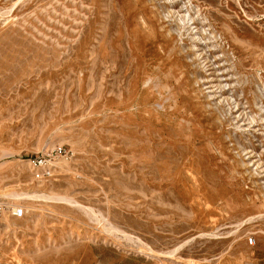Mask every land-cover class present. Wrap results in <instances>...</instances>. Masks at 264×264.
<instances>
[{"label":"rangeland","instance_id":"rangeland-1","mask_svg":"<svg viewBox=\"0 0 264 264\" xmlns=\"http://www.w3.org/2000/svg\"><path fill=\"white\" fill-rule=\"evenodd\" d=\"M0 205V264H264V0H0Z\"/></svg>","mask_w":264,"mask_h":264},{"label":"built area","instance_id":"built-area-1","mask_svg":"<svg viewBox=\"0 0 264 264\" xmlns=\"http://www.w3.org/2000/svg\"><path fill=\"white\" fill-rule=\"evenodd\" d=\"M58 155L59 154H63L65 156H67L68 151H65L64 149H59L58 151ZM2 206L0 205V213L2 212ZM24 214V209L22 207H16V209L13 210V215L16 217H21ZM249 243L252 244L253 240L249 239Z\"/></svg>","mask_w":264,"mask_h":264},{"label":"bare ground","instance_id":"bare-ground-1","mask_svg":"<svg viewBox=\"0 0 264 264\" xmlns=\"http://www.w3.org/2000/svg\"><path fill=\"white\" fill-rule=\"evenodd\" d=\"M18 197H21L20 195H18ZM17 198V197H16Z\"/></svg>","mask_w":264,"mask_h":264}]
</instances>
